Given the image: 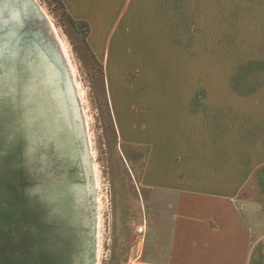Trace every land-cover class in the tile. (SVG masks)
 <instances>
[{"label": "rangeland", "instance_id": "374dc122", "mask_svg": "<svg viewBox=\"0 0 264 264\" xmlns=\"http://www.w3.org/2000/svg\"><path fill=\"white\" fill-rule=\"evenodd\" d=\"M199 1L176 6L174 34L148 36L172 62L110 66L118 37L133 62L145 34L110 25L95 49L85 20L61 0H0V264H118L128 250L123 238L137 213L119 173L111 85L134 122L151 119L153 94L170 93L184 98L159 94L168 117L203 114V145H264V12L253 17L245 0L229 11ZM114 75L125 81L110 83ZM251 181L264 191V178Z\"/></svg>", "mask_w": 264, "mask_h": 264}, {"label": "crops", "instance_id": "0c3cea01", "mask_svg": "<svg viewBox=\"0 0 264 264\" xmlns=\"http://www.w3.org/2000/svg\"><path fill=\"white\" fill-rule=\"evenodd\" d=\"M197 1H180L177 5L176 0H61L71 17L85 20L91 35L89 42L95 49H101V35H106L110 25H118V31L121 26L126 34H145L146 41L138 47L143 48L142 55L130 57L133 62L125 60L128 54L121 50L124 40L118 37L113 59L108 58L110 66H160L172 62L159 56L148 36L174 34L176 6L186 5L184 8L191 10ZM218 1L225 2L229 11L239 8L244 0H217L216 5ZM246 1L252 3L249 9L253 17L264 12V0ZM188 17H192L191 12ZM182 24L178 22L179 27L188 25ZM105 46L109 49L110 42L105 41ZM145 51L154 56L143 57V52L149 53ZM119 80L125 81L121 75L110 77V83ZM113 86V113L124 167L119 173L130 184L137 213L130 232L123 238L129 243L128 250L120 251L118 264H264V196H260L264 191L251 181L264 178V170L256 169L264 163V145L247 143L242 150L234 143L203 145V114L199 122L187 117L178 121L177 115L168 117L173 113L169 111L171 106L160 100L159 94L175 98V104L177 98H184L170 93L153 94L151 119L142 117L134 122L129 107ZM179 104L186 107L187 102L184 99ZM198 104L203 108V101ZM241 153L246 160L242 163ZM246 163L257 164L249 168ZM138 226H143L142 232L137 231Z\"/></svg>", "mask_w": 264, "mask_h": 264}, {"label": "built area", "instance_id": "2783aa9c", "mask_svg": "<svg viewBox=\"0 0 264 264\" xmlns=\"http://www.w3.org/2000/svg\"><path fill=\"white\" fill-rule=\"evenodd\" d=\"M137 231H138V232H142V231H143V226H138V227H137Z\"/></svg>", "mask_w": 264, "mask_h": 264}]
</instances>
